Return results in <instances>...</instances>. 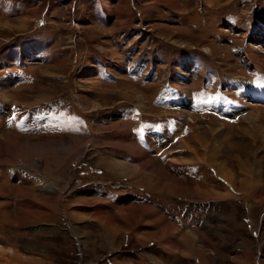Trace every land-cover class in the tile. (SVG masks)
<instances>
[{
	"label": "rangeland",
	"instance_id": "obj_1",
	"mask_svg": "<svg viewBox=\"0 0 264 264\" xmlns=\"http://www.w3.org/2000/svg\"><path fill=\"white\" fill-rule=\"evenodd\" d=\"M42 1L46 5L61 0ZM178 1L190 8L189 0ZM195 1L196 9L184 15L163 13L161 7L149 9L154 24L144 23L145 7L144 24L136 23L132 29L137 33L126 34L127 42L121 45L118 39L124 35L101 41L100 29L85 21L78 24L77 13L72 23L66 4L60 5V13H47L42 26L44 6L38 5L29 9L35 14L28 30L14 29L20 15L0 23V83L7 86L0 87V264H264V0H201V7L200 0ZM104 48L110 51L108 56L101 53ZM131 48L132 54H124L133 59L131 67L98 64L105 57L120 60L123 56L117 50L127 53ZM28 52L29 61L22 57ZM174 98L180 106L161 115L162 101ZM125 111L130 115L124 119L140 127V135L152 134L155 123L164 121L156 118L180 117L183 123L176 124L181 140L199 153L207 152L199 160L215 162L217 178L223 168L233 178L230 183L221 173L225 182L218 184L201 165L204 171L197 178L173 180L178 187L191 189L177 190L175 197L156 189V194L169 198L159 200L166 212H180L182 218L179 224L171 215L162 216L172 224L164 237L155 224L158 214L153 205L111 204L86 191L88 183L113 182L90 169L96 167L102 148L116 147L112 158H122L126 151L134 154V138L139 135L132 133V142L125 143L118 131H103L104 115L120 120ZM22 113L24 122L15 118ZM79 118L93 127L85 135ZM117 124L110 128L126 129ZM57 129L79 134L56 135ZM9 138L15 148L6 142ZM185 160L174 164L182 175H192ZM115 161L100 164L120 176L114 181L119 186L128 179L118 174ZM150 164L154 172L160 171L158 178L150 172L153 181L173 186L165 181L170 176L161 177L156 162ZM88 165L81 173L80 166ZM132 165L128 164L130 170ZM9 169L44 181L38 184L31 174L27 183L11 180ZM225 185L234 190L232 194ZM196 188L208 189L209 195ZM212 190L226 197L216 198ZM142 206L149 208L146 216L154 224L129 212L134 226L119 218L125 210ZM98 213L111 216L118 226L114 239L96 219ZM158 224L164 222L158 218ZM190 232L198 239L197 251L175 237ZM170 241L176 250L170 251Z\"/></svg>",
	"mask_w": 264,
	"mask_h": 264
},
{
	"label": "crops",
	"instance_id": "obj_2",
	"mask_svg": "<svg viewBox=\"0 0 264 264\" xmlns=\"http://www.w3.org/2000/svg\"><path fill=\"white\" fill-rule=\"evenodd\" d=\"M0 1H2V4H0V15H3V16H1L2 21L0 20V23L3 22L4 20L11 19L8 16L20 15L19 17L15 18L16 21L14 23V29L18 30V29H21L22 27H23V29H27L29 27V23L31 22V20H34L31 17H33L35 14V13L34 14L29 13V9L30 8H32V9L37 8L36 5H38V7L44 6V9L41 11V14H40V16L42 18L41 19L39 18L41 21L40 25L42 26L46 21L45 15L47 13L48 14L49 13H57V12L60 13V11H61L60 5L66 4L67 9L69 10L70 15H71L70 18L71 19L74 18L73 21L71 20L72 23H76V13H77L79 16V19H78L79 22L81 21L83 23V21H85V23L91 25L92 27H96L97 29H100V34H98V37H99V39H101V41L108 43L111 40H114L116 37L118 39L121 35H124V38L122 37V38L118 39L121 42L120 45L123 44V42H127V40H126L127 35L126 34L131 33L132 35H134L137 33V30L135 31V29L133 30L132 28L134 27V25L136 23L137 24L143 23V17L145 15H144L142 10H144L145 7H148V10H146L147 20H144L145 21L144 23H146V24H149V23L154 24L155 23V21H153V19L150 18L152 11L149 10V9H153L155 7H161V12H163V13L171 12V13L176 14V15H184L188 12L189 9H192V10L196 9V4H195L196 1L195 0H189L188 1V3L190 4V8L184 6L178 0H70V1H66V3H64V0H61V1H56L53 3H47L46 5H45V2L42 0H0ZM198 7H201V0H200ZM32 9H31V12H32ZM26 13H28V14H26ZM40 21L37 23H40ZM25 22H27V23H25ZM81 22L78 24L81 25ZM126 26H128L130 29L129 31H127V33L124 31V28ZM118 28H120L121 30L117 34ZM8 31L9 30H5V32H8ZM72 41L73 40L71 39V42ZM94 44L97 45L96 43H94ZM86 46L89 47V44ZM97 46H100V45H97ZM104 49L105 50L101 53H103V54L105 53V55L108 56L109 54H107V52L109 50H107V48H104ZM117 51H118L120 57L123 56L122 59H120V60L115 59L114 60V59H112V56H111L109 58L105 57L104 60H102L103 62H99L100 60H97V62L95 61V63L99 62L98 63L99 65H102L105 67H108L106 65L107 63H111V66H113V67H131V63H129V60H131L132 58L127 59L124 54H127V55L132 54V48L128 49L127 53L126 52L122 53L120 50H117ZM72 53L76 55V49L74 51L72 50ZM101 53H99V54H101ZM31 54L29 55L30 58H31ZM99 56H101V55H99ZM135 62H136V60H135ZM139 63H141V62H139ZM142 63L144 64V62H142ZM116 79L117 78L112 77V80L114 82L116 81ZM0 87L6 88L7 86L5 83H0ZM182 97H186V96H182ZM188 97H189V95H188ZM190 99L193 102L191 97H190ZM138 101L139 100H137V103H138ZM12 103H14V102H12ZM164 104L167 106L166 109L163 108ZM176 105H177L176 98H174L171 101L170 100H166V101L163 100L160 111H158V112L161 115H164V114L167 115L168 111L169 110L171 111L173 109V107L178 108V106H180V105H177V106ZM14 106H16V105H14ZM138 106L140 108L144 109L143 105H142V100H141L140 104L138 103ZM16 111L19 112L20 110L16 109ZM126 115H130L129 112L125 111V114L122 115L120 120L113 118L111 116V114L104 115V117H105L104 120H106L107 122H102V125L105 126L103 128V131L105 129L110 130L108 134H112V132L118 131L119 136H120L118 138L122 142H125V143H126V141H129V140L132 142V139L130 137L132 133L134 135H139L140 139H138L139 138L138 136H135V138H134V141L136 142V147H135V149H133L134 154L129 155V152L127 153V151H126L124 153L125 155H123L122 158H117V157L112 158L111 155L114 154L113 151H114V149L117 150V148L114 146L110 147L113 149H109V148L104 147L102 149H105V150L101 152L100 159L96 161V163H97L96 167L95 166L91 167L88 165V166H80L79 169H80V172L82 173V172H85L84 169H86V167H89V168L91 167L90 169H95V171L98 175L105 174L106 177H110L109 180H112L113 182L97 181V182H93V183L92 182L88 183L86 186V191L90 192L91 194L98 196L101 199L103 198L108 203H111V204H118L119 203L120 204L121 201H124V202L132 201L135 203L136 206H140L143 204L153 205L156 208L155 209L157 211L156 214H158L156 216V218H157L156 222L153 220H149L148 216H146V212L149 211L146 209H149V208L143 207V206L127 209V211L125 210L123 213L120 214L119 218H121L124 221H127L128 226H129V224L131 226H134L133 222L135 223V220H132L126 214V212H129L130 213L129 215L131 217H133L134 215H136V216L139 215L140 217L143 216V217H145V220L147 222H149L151 224H154V222H155V224L157 226L159 225L161 227V235L164 237L166 233L171 232L169 230L170 229L169 226L172 224L165 222V220L162 216L171 215L177 222H179V224H180V221L182 218H181L180 212H177V213L176 212H166L165 204L159 202V200H166L169 198L156 194V192H158V190L156 191V189L159 188L161 193L165 192L166 193L165 195H168L169 197L171 195L173 197H175V195H178L176 193L177 190H178V192L182 193V189L189 190V189H191V186H187L186 188L185 187L183 188V186L178 187L177 185L174 184L173 180L179 181L178 178H181V176H186V179L187 178H189V179L197 178L199 172L203 173V171L207 170V169L214 175L215 182H217L218 184H221V183H224L225 181L221 178L220 172H219L220 173L219 177L218 178L216 177V175H217L216 169L214 167H212L210 163H208L209 168H207V162L205 160L204 161L199 160L200 158L205 159V155L207 154V152L205 155L202 153H199L198 148H196V146H192L187 141L181 140L183 138L177 132V124H176L178 122V126H179L180 123H183V120H180L181 119L180 117L176 118L174 116H170V117L167 116L165 118H156L157 120L162 119L164 121L159 122V123L158 122L155 123L156 130L154 132H152V134L147 132L144 135H140V133H139L140 127H136V126L133 127V125L131 123L132 121L128 122L127 119H124V117H126ZM23 116H24V113H22L21 116L17 115V117H15V118L18 121L24 122L26 120V118H24ZM31 118H32V122H33V117H29L28 119H31ZM131 119L134 120L135 118L134 119L131 118ZM78 120L79 121L81 120V122L83 123L84 129L86 130V132H84L85 130L83 131V133H82L83 135H85L87 133V130H90L93 128L91 125L90 126L92 128L89 126L87 127L86 121H84V119L79 118ZM134 122H137V121H134ZM114 123H118L116 126H125L126 129H124V131H122V132H121V130H123V129H121V130L111 129L110 127ZM116 126H114V127L116 128ZM141 126H142V124H141ZM149 127L150 128L154 127V124L149 125ZM190 129H191L190 127L187 128V130L189 132L191 131ZM136 130H138V131H136ZM140 130L143 131L142 129H140ZM54 131L57 132L56 135L79 134L77 132L76 133H72V132L69 133L68 131H65V133H64L62 130H59V129L54 130ZM39 133H41V132H37V134H39ZM32 134H35V132ZM103 134L104 133L102 131L99 132V135H103ZM154 135H156V136H154ZM188 135H190V134H188ZM109 138H110V136H109ZM179 141H181L184 144L181 143V145H180ZM127 145L130 146V144H127ZM109 152H111V153H109ZM117 153L119 154L120 152H117ZM184 154H186V157H188V158H186ZM104 155L106 157H109V158L103 159ZM151 158H155V160H152ZM180 158L186 159L185 161L187 163H185V164L188 167L189 173L192 175H187V174L182 175L181 168L179 166L178 167L175 166L174 162L176 161L178 163ZM107 159H111V160L116 159L120 162L115 161V164L126 165V167H120V168L116 165L117 169H118V174L122 173L121 177L128 179V180H124L123 185L118 186V183L117 184L114 183V181H118V179L120 178L119 175L114 174L113 172H110L109 169L104 167V164L101 165L102 163H104V160H107ZM144 161H146V163H144ZM150 161L156 162L157 165L160 167V168L159 167L158 168L162 171L161 172L162 178L164 176H166V175L163 176V173L167 174V176H170V178L168 177L165 181L169 184L173 183V186H169V185H166L164 183L158 184V182H155L152 180L150 172L157 174L156 178H158V176H160V171L154 172L152 170L153 164H150L151 166L148 165L150 163ZM100 162H101V164H100ZM128 164H134V165H132L134 170H130L128 168ZM201 165L204 166L203 167L204 170H202ZM102 166L104 169L102 168ZM134 167H138L137 170ZM9 170L12 172L8 173V174H10V176H8V177L11 178V180H14L17 182L22 181L23 183H27V182H29V180H32V179L28 180L27 174L33 175L34 179L40 185L44 181L40 177H36L35 174H32V173H25L24 174V173H17L13 169H9ZM166 171H167V173H165ZM133 174H135V177H132ZM207 177L209 178L211 176H207ZM139 178H140V181H138V182L136 181V183H133L135 179H139ZM34 179H33V181H34ZM144 180H146L147 182H144ZM150 182H151V185L145 184V183H150ZM154 186H156L157 188ZM114 187H116L118 190H116ZM226 188L230 193L234 191V190L231 191V189L228 186H226ZM172 189H173L174 193L171 194L170 191ZM195 190H196V192H199L200 194H204V195H209L208 193L210 192L206 188H204V189L196 188ZM212 191H211V194H214L216 196V198L222 199L223 197H226V196L222 197V195H220L218 193L216 194V192L214 190H212ZM238 192H234V193L236 195H238ZM228 196H231V195H228ZM122 205H125V204H122ZM178 209H180V208H178ZM114 210H116V206H115ZM158 218H160L164 222V224H158ZM96 219H99L101 221V225L108 232L107 234L109 236V239H114L115 236L117 235L118 231H119V228L116 225V223L112 220L111 216L110 217H104L103 215H101V213H98V214H96ZM129 219H131V220H129ZM141 219H142V217H141ZM50 229L52 230V228H50ZM173 230L175 232H178V230L175 227H173ZM178 234L179 235L175 236V237L178 239L180 237L183 238L182 241L187 243L192 249L197 251L198 248H200V246L198 245V239L196 238V236H194L195 235L194 232H190L188 234V236H186V237L182 236L180 233H178ZM190 234H193V236ZM81 244H84V242ZM167 244H168L167 246L169 247L170 251H174V249L175 250L177 249L175 242L173 243L172 241H170ZM162 249L164 251V248H162Z\"/></svg>",
	"mask_w": 264,
	"mask_h": 264
},
{
	"label": "bare ground",
	"instance_id": "obj_3",
	"mask_svg": "<svg viewBox=\"0 0 264 264\" xmlns=\"http://www.w3.org/2000/svg\"><path fill=\"white\" fill-rule=\"evenodd\" d=\"M25 23H27V22H25ZM22 28H23V27H22ZM235 50H236V52H239V51H238V50H239L238 48H236ZM186 69H187V68H186ZM188 69H189V68H188ZM188 69H187V70H188ZM183 71H184V75L186 74V76H189V74L187 73L186 70H183ZM127 96H128V95H127ZM136 98H137V97H136ZM38 99H39V98H38ZM42 99H43V98H42ZM44 100H45V98H44ZM185 100H186V99H185ZM185 100H184V102H185ZM134 101H135V100H134ZM187 102L189 103L188 99H187L186 103H187ZM4 141H5V140H4ZM13 141H14V140H13ZM13 141H12L11 138H9L8 141H6V142H8V144H11L10 146H12V147L15 148L16 146H15V144H14ZM206 149H207V148H206ZM16 150H17V149H16ZM209 163H210V162H209ZM207 164H208V163H207ZM210 164H211L212 167L215 168V166H216V165H215V164H216L215 162H214V163L211 162ZM217 164H219V163H217ZM117 166H118V165H117ZM211 166H210V167H211ZM220 166H221V165H220ZM118 167H119V168H120V167H126V165H124V164H123V165L119 164ZM110 168H112V167H110ZM134 168L137 170L138 167H134ZM208 168H209V164H208ZM133 170H134V169H133ZM224 171H225V169L223 168V169H222V172H220V173H222V174L225 176V178L228 179L229 182L231 183V182L233 181V178H232L230 175L228 176L227 174H225ZM131 172H132V171H131ZM228 173H229V172H228ZM218 174H219V173H218ZM130 175H131V174H130ZM133 175H135V174H133ZM133 175H132V176H133ZM172 190H173V189H172ZM169 191H170V190H169ZM146 210H148V209H146ZM29 213H30V212H29Z\"/></svg>",
	"mask_w": 264,
	"mask_h": 264
}]
</instances>
